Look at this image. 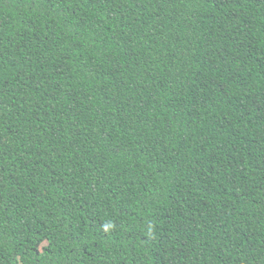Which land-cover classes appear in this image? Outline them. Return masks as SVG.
<instances>
[{"label":"trees","instance_id":"1","mask_svg":"<svg viewBox=\"0 0 264 264\" xmlns=\"http://www.w3.org/2000/svg\"><path fill=\"white\" fill-rule=\"evenodd\" d=\"M0 264H264V0H0Z\"/></svg>","mask_w":264,"mask_h":264}]
</instances>
